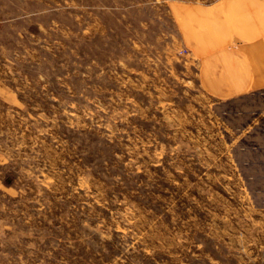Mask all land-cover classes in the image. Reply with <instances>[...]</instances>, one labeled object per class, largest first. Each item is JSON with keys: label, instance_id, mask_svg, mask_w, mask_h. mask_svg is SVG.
Wrapping results in <instances>:
<instances>
[{"label": "rangeland", "instance_id": "obj_1", "mask_svg": "<svg viewBox=\"0 0 264 264\" xmlns=\"http://www.w3.org/2000/svg\"><path fill=\"white\" fill-rule=\"evenodd\" d=\"M215 1L0 0V264H264V89L213 94L178 10Z\"/></svg>", "mask_w": 264, "mask_h": 264}, {"label": "crops", "instance_id": "obj_2", "mask_svg": "<svg viewBox=\"0 0 264 264\" xmlns=\"http://www.w3.org/2000/svg\"><path fill=\"white\" fill-rule=\"evenodd\" d=\"M180 9L187 36L196 50L206 51L202 75L213 94L235 98L264 89V0H217ZM217 31L219 39L204 45Z\"/></svg>", "mask_w": 264, "mask_h": 264}]
</instances>
